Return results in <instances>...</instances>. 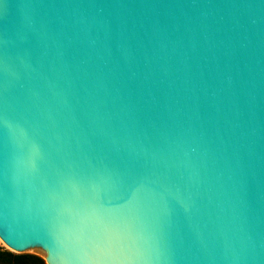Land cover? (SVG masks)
Listing matches in <instances>:
<instances>
[{
    "label": "water",
    "instance_id": "obj_1",
    "mask_svg": "<svg viewBox=\"0 0 264 264\" xmlns=\"http://www.w3.org/2000/svg\"><path fill=\"white\" fill-rule=\"evenodd\" d=\"M57 240L264 264V0H0V244Z\"/></svg>",
    "mask_w": 264,
    "mask_h": 264
},
{
    "label": "trees",
    "instance_id": "obj_2",
    "mask_svg": "<svg viewBox=\"0 0 264 264\" xmlns=\"http://www.w3.org/2000/svg\"><path fill=\"white\" fill-rule=\"evenodd\" d=\"M0 264H46L45 261L32 254H15L0 244Z\"/></svg>",
    "mask_w": 264,
    "mask_h": 264
},
{
    "label": "snow or ice",
    "instance_id": "obj_3",
    "mask_svg": "<svg viewBox=\"0 0 264 264\" xmlns=\"http://www.w3.org/2000/svg\"><path fill=\"white\" fill-rule=\"evenodd\" d=\"M62 247V244L59 240H57L56 244L49 248V253H50V260H51V264H63V261H62V255H61V252H60V249Z\"/></svg>",
    "mask_w": 264,
    "mask_h": 264
}]
</instances>
